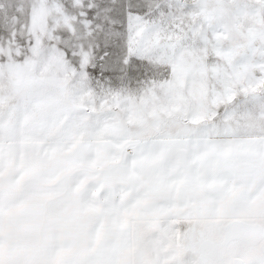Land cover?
Here are the masks:
<instances>
[{
	"label": "snow or ice",
	"instance_id": "1",
	"mask_svg": "<svg viewBox=\"0 0 264 264\" xmlns=\"http://www.w3.org/2000/svg\"><path fill=\"white\" fill-rule=\"evenodd\" d=\"M0 264H264V0H0Z\"/></svg>",
	"mask_w": 264,
	"mask_h": 264
}]
</instances>
